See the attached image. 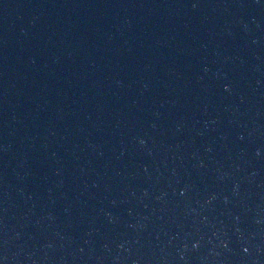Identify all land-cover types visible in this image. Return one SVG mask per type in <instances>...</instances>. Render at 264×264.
Returning <instances> with one entry per match:
<instances>
[{"label": "water", "instance_id": "obj_1", "mask_svg": "<svg viewBox=\"0 0 264 264\" xmlns=\"http://www.w3.org/2000/svg\"><path fill=\"white\" fill-rule=\"evenodd\" d=\"M0 264H264V0H0Z\"/></svg>", "mask_w": 264, "mask_h": 264}]
</instances>
